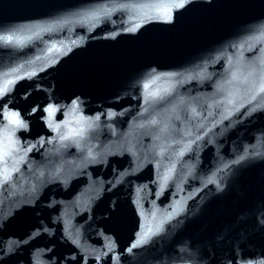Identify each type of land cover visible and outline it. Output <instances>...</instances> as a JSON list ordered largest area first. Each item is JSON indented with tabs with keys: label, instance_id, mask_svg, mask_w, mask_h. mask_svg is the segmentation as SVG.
<instances>
[{
	"label": "water",
	"instance_id": "water-1",
	"mask_svg": "<svg viewBox=\"0 0 264 264\" xmlns=\"http://www.w3.org/2000/svg\"><path fill=\"white\" fill-rule=\"evenodd\" d=\"M0 0V264H264V0Z\"/></svg>",
	"mask_w": 264,
	"mask_h": 264
},
{
	"label": "snow or ice",
	"instance_id": "snow-or-ice-1",
	"mask_svg": "<svg viewBox=\"0 0 264 264\" xmlns=\"http://www.w3.org/2000/svg\"><path fill=\"white\" fill-rule=\"evenodd\" d=\"M183 2H184V0H181V2L177 6L178 7H182L183 6ZM262 90H264V89H262ZM0 158H2V154H0Z\"/></svg>",
	"mask_w": 264,
	"mask_h": 264
}]
</instances>
